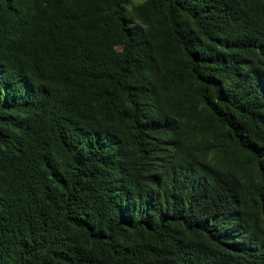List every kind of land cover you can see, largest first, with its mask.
I'll return each mask as SVG.
<instances>
[{
	"label": "trees",
	"instance_id": "16d2710c",
	"mask_svg": "<svg viewBox=\"0 0 264 264\" xmlns=\"http://www.w3.org/2000/svg\"><path fill=\"white\" fill-rule=\"evenodd\" d=\"M0 264H264V0H0Z\"/></svg>",
	"mask_w": 264,
	"mask_h": 264
},
{
	"label": "rangeland",
	"instance_id": "374dc122",
	"mask_svg": "<svg viewBox=\"0 0 264 264\" xmlns=\"http://www.w3.org/2000/svg\"><path fill=\"white\" fill-rule=\"evenodd\" d=\"M135 3H139V2H141V1H143V0H133Z\"/></svg>",
	"mask_w": 264,
	"mask_h": 264
}]
</instances>
